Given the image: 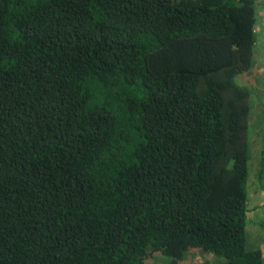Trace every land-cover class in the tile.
Masks as SVG:
<instances>
[{
    "label": "trees",
    "instance_id": "16d2710c",
    "mask_svg": "<svg viewBox=\"0 0 264 264\" xmlns=\"http://www.w3.org/2000/svg\"><path fill=\"white\" fill-rule=\"evenodd\" d=\"M255 1L0 0V264H263Z\"/></svg>",
    "mask_w": 264,
    "mask_h": 264
},
{
    "label": "crops",
    "instance_id": "0c3cea01",
    "mask_svg": "<svg viewBox=\"0 0 264 264\" xmlns=\"http://www.w3.org/2000/svg\"><path fill=\"white\" fill-rule=\"evenodd\" d=\"M257 11L256 26L258 30L264 32V12H262L261 5H258ZM255 64L256 62L254 53L253 66H255ZM260 107V110L264 113V106L260 105ZM255 108H251L250 105V112L251 110L255 111ZM250 114L251 113H249V116ZM263 121V119L259 120V127L264 128ZM249 127L250 129L252 127L250 122ZM250 132L252 131L250 130ZM255 133H257V130L254 131V134ZM254 137L255 136L252 135L251 142H253ZM256 143H254L256 145L250 146L249 152V176L246 188L247 212L245 216V245L248 250H259L262 253V262L264 264V136L260 138V142Z\"/></svg>",
    "mask_w": 264,
    "mask_h": 264
},
{
    "label": "rangeland",
    "instance_id": "374dc122",
    "mask_svg": "<svg viewBox=\"0 0 264 264\" xmlns=\"http://www.w3.org/2000/svg\"><path fill=\"white\" fill-rule=\"evenodd\" d=\"M255 2L262 6V12H264V0H256ZM256 35L257 42L254 50L256 64L249 72L241 73L235 77L236 84L249 90L251 94L249 100L251 108L254 109L257 105L255 111L251 110L249 116V122L252 126L250 129L252 131L250 132V146L258 144L256 142H260V138L264 136V128L259 127V120H264V113L260 110V105L264 106V32L258 30L257 26ZM255 130H257V133L254 134ZM252 135L255 136L253 142H251ZM155 257V259H148L147 264H165V261L161 256L158 255ZM197 262L217 263L218 259L210 253L193 249L184 255L180 264H193Z\"/></svg>",
    "mask_w": 264,
    "mask_h": 264
}]
</instances>
